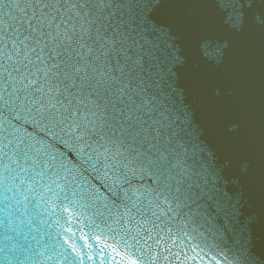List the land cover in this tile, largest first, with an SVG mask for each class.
Returning <instances> with one entry per match:
<instances>
[{
  "label": "snow or ice",
  "instance_id": "obj_1",
  "mask_svg": "<svg viewBox=\"0 0 264 264\" xmlns=\"http://www.w3.org/2000/svg\"><path fill=\"white\" fill-rule=\"evenodd\" d=\"M226 169L256 207L247 223L216 183ZM187 202L223 212L205 241L223 264H264V0H0V264H94L102 225ZM123 243L97 252L125 264Z\"/></svg>",
  "mask_w": 264,
  "mask_h": 264
},
{
  "label": "water",
  "instance_id": "obj_2",
  "mask_svg": "<svg viewBox=\"0 0 264 264\" xmlns=\"http://www.w3.org/2000/svg\"><path fill=\"white\" fill-rule=\"evenodd\" d=\"M209 55L211 56V53ZM205 59L209 58L206 57ZM208 66H213L210 59ZM224 91L225 86L222 81L210 80L208 82L207 92L209 96H220L224 94ZM193 127H195V124H193ZM237 127L238 122L236 119L225 115L222 121L223 133L225 135H233L237 131ZM185 139L188 140L189 148L193 144L198 143L194 136L190 140L188 137H185ZM217 166L223 168L222 164H218ZM238 166L240 171L244 172L248 167L247 161L241 159ZM216 183L223 192L233 197V202L238 201L239 221L241 224L247 223L249 217L256 211V207L246 195H243L242 189L231 170L226 169L222 172ZM54 192L60 193V190L54 188ZM46 198L50 201L56 199L51 194H47ZM60 200H63V193H60ZM56 203H59V201H56ZM53 210L55 209L53 208ZM153 212L156 213L155 216L152 215ZM181 212L180 216H176L175 213L168 212L165 209L166 214L161 215L160 209L145 211L142 208L141 214L138 215L135 209H133L132 221L131 223L125 222L123 230L119 226L113 225L114 231L108 232L107 228H104L102 225L103 236L101 242L97 244L91 236L88 240V243L93 245V252L95 254L94 264H99L101 259L105 261V264H109L112 261L111 248L105 249L103 257L97 252V249L103 247L105 242L115 246L117 251L123 255L125 252L123 240H127L132 245L125 258V264H127L128 259L147 260L156 257H158L157 264H216V261L212 259L213 256L216 257V260L220 261V264H223V256L218 255L215 248L207 247L205 244V241L211 244L214 237H219V230L225 222L223 220V212L217 213L215 208H198L196 204L191 202H187V207H184ZM185 213L187 215H184ZM199 213H204V216L199 215ZM44 216L47 219L50 213L45 212ZM59 216L60 213H57V217ZM209 216L212 218L209 219ZM156 217H159V219ZM51 222V219H49V223ZM60 224L65 228L71 226L77 236L82 226L78 225L75 219L71 220L70 223H66L65 219L62 218L60 219ZM45 230L53 234L60 231L55 225L52 228L46 227ZM85 231H88V229H85ZM125 231L131 235L139 233L137 235L139 245L133 244L131 239L125 236ZM200 232L205 233V236H199ZM183 233H188V235L185 236ZM192 237H195V239H192ZM157 240L160 241L159 244H157ZM80 243L83 244V241ZM115 259L119 261L120 257H116Z\"/></svg>",
  "mask_w": 264,
  "mask_h": 264
}]
</instances>
